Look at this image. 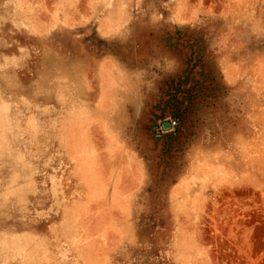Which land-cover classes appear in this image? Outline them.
Masks as SVG:
<instances>
[{
    "label": "rangeland",
    "instance_id": "obj_1",
    "mask_svg": "<svg viewBox=\"0 0 264 264\" xmlns=\"http://www.w3.org/2000/svg\"><path fill=\"white\" fill-rule=\"evenodd\" d=\"M0 95V264H264V0H0Z\"/></svg>",
    "mask_w": 264,
    "mask_h": 264
},
{
    "label": "bare ground",
    "instance_id": "obj_2",
    "mask_svg": "<svg viewBox=\"0 0 264 264\" xmlns=\"http://www.w3.org/2000/svg\"><path fill=\"white\" fill-rule=\"evenodd\" d=\"M0 97H1V95H0ZM2 101H4L3 99H1L0 98V119H3V122H4V128H5V130H8L9 129V127H11L10 125H8V123H7V121L9 120V110H10V107H9V105L8 104H6V103H4V102H2ZM8 119V120H7ZM1 123V122H0ZM10 130V129H9ZM1 132V131H0ZM2 133L4 134L5 132H3V130H2ZM10 133V132H9ZM1 134V133H0ZM2 134V135H3ZM8 134H6L5 133V136H4V139L5 138H9L8 136H7ZM3 138V137H2ZM79 138V137H78ZM8 140V139H7ZM8 142V141H7ZM77 146V145H76ZM79 146V145H78ZM4 147V146H3ZM77 152V151H76ZM21 171V170H20ZM20 174V173H19ZM18 179H20V176H19V178ZM30 183V182H29ZM23 185V184H22ZM19 197H21V196H19ZM35 237V236H34ZM19 238V237H18ZM17 238V239H18ZM29 237H27L26 239H28ZM19 240V239H18ZM28 240H30V239H28ZM33 240V239H32ZM29 243V242H28ZM39 244V243H38ZM37 244V245H38ZM43 244V243H42ZM36 245V247L38 248V246ZM26 246V245H25ZM22 248H24V247H22ZM12 250V253H14V255L16 254V255H18V257H19V254H21V249H20V247L18 246V243L15 241V240H13V239H10L9 237H8V235L6 234V233H2V232H0V255L1 256H6V258H9V255L6 253L7 251H11ZM23 250V249H22ZM24 251H25V249H24ZM33 251V250H32ZM44 253H47V252H45L44 251ZM48 254V253H47ZM47 254H45V255H47ZM23 256V255H22ZM22 262H24V264H30V262L28 261V257H27V259L25 258V260L24 261H22Z\"/></svg>",
    "mask_w": 264,
    "mask_h": 264
},
{
    "label": "water",
    "instance_id": "obj_3",
    "mask_svg": "<svg viewBox=\"0 0 264 264\" xmlns=\"http://www.w3.org/2000/svg\"><path fill=\"white\" fill-rule=\"evenodd\" d=\"M168 124H165V126H167Z\"/></svg>",
    "mask_w": 264,
    "mask_h": 264
},
{
    "label": "snow or ice",
    "instance_id": "obj_4",
    "mask_svg": "<svg viewBox=\"0 0 264 264\" xmlns=\"http://www.w3.org/2000/svg\"><path fill=\"white\" fill-rule=\"evenodd\" d=\"M170 67V66H169Z\"/></svg>",
    "mask_w": 264,
    "mask_h": 264
}]
</instances>
